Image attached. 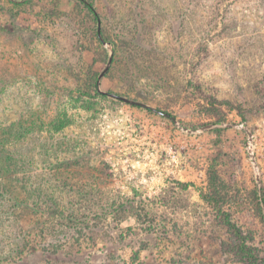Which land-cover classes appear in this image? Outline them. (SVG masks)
Here are the masks:
<instances>
[{
	"label": "rangeland",
	"instance_id": "obj_1",
	"mask_svg": "<svg viewBox=\"0 0 264 264\" xmlns=\"http://www.w3.org/2000/svg\"><path fill=\"white\" fill-rule=\"evenodd\" d=\"M87 1L0 0V264H243L212 163L264 255V0Z\"/></svg>",
	"mask_w": 264,
	"mask_h": 264
},
{
	"label": "trees",
	"instance_id": "obj_2",
	"mask_svg": "<svg viewBox=\"0 0 264 264\" xmlns=\"http://www.w3.org/2000/svg\"><path fill=\"white\" fill-rule=\"evenodd\" d=\"M85 5L90 11L93 7L87 0H78ZM97 38L100 36L104 40H108L104 36V31H95ZM211 111V110H210ZM218 134L220 128L216 129ZM230 187L219 175L215 164L212 163L207 168V182L205 190L201 192L200 197L205 204L215 214L218 222L224 228L228 236L227 240L219 241L220 250L222 253L229 255L234 261L243 264H264V255L261 254L260 248L254 244V237L250 230H244L240 225L233 221L231 212L226 207L229 202L233 201L234 195L230 193ZM249 203L252 206L255 215L264 223V187H253L249 191Z\"/></svg>",
	"mask_w": 264,
	"mask_h": 264
}]
</instances>
